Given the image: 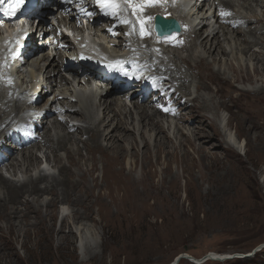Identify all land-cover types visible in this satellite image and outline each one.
Wrapping results in <instances>:
<instances>
[{
    "label": "bare ground",
    "instance_id": "bare-ground-1",
    "mask_svg": "<svg viewBox=\"0 0 264 264\" xmlns=\"http://www.w3.org/2000/svg\"><path fill=\"white\" fill-rule=\"evenodd\" d=\"M102 1L111 2L115 7L111 10L103 6L106 4ZM128 1L62 0L56 19L51 20L53 27L43 29L42 21L41 39L36 41L33 39L38 28L33 27L29 15L19 18L12 29L11 25L4 24V27L0 24V36L3 32L8 38H17L18 29L21 35L10 48L2 46L1 39L5 37H0V168L4 167L13 178L22 174L21 180L9 181L0 169L1 234L5 228L9 233H26L28 225L33 228L36 224L46 225L47 219L54 218L50 209H54L60 200L75 207L70 216L75 221V231L79 233V248L85 251L97 244V238L85 232V225L81 224L83 219L92 214H98L100 218L139 215L144 211L146 200L153 197L152 190L159 194L167 182L174 187L178 185L179 177L171 176L170 168V163L178 162V158L170 154L172 140L162 126L163 121L168 122L167 116L182 125L174 126L173 137H183L179 145L183 150L190 147L196 154H201L208 168L217 158L215 156L211 162V149L218 144L216 136L220 133V125L217 127V123L221 110L229 113L225 122L227 129L234 128L231 121L241 124L247 120L248 125L260 118L258 104L253 100L248 104L241 100L259 97L263 94L261 88L238 89L236 96L231 91L234 83L254 81L249 70L256 75L264 73L261 59H264V0H174L173 4L181 2L183 8H191V18L187 24L179 23L182 27L179 35L155 38L153 43L149 41V26L133 18L132 8L135 12L141 10L143 16L152 21L155 13H174L172 0ZM121 3L125 4L118 8ZM52 6H40L35 11V19L39 18L41 22L44 15L51 14L48 10ZM78 7L84 10L79 11ZM256 9H261L260 16ZM83 14L92 18L86 21L90 33L94 34L89 37L98 42L101 51L112 57V63L106 64L107 67L125 72L133 70L131 62L123 59V55L141 57V65L145 68L143 75L126 83L103 81V76L94 70L97 59L80 56L81 47L75 52L68 35L58 37L61 27H80ZM183 18L187 20L184 15ZM140 33L141 42L138 40ZM28 35L30 39L23 43V37ZM37 41L42 45L40 49ZM83 47L91 50L88 45ZM179 50L185 54L182 56ZM52 52H55L53 56ZM19 58H24L25 64L20 63L21 60L17 62ZM25 66L29 69L22 73L21 68ZM14 77L22 80L25 90L16 86ZM215 77L226 85L227 91L217 87L220 84H216ZM192 78L198 79V83L194 85ZM93 81H103L104 85L95 88ZM164 81H167L166 86H162ZM206 81L214 85L216 98L201 93L209 90ZM160 86L162 88L155 91ZM47 93L50 100L46 99ZM127 93L130 96L125 98ZM36 95L38 98H34ZM55 104L59 105L55 111L75 123L69 124L67 120L54 116L51 106ZM247 106L252 108L251 115ZM232 108L236 109V116L231 113ZM29 113L33 114L27 116ZM19 116L21 120L17 122ZM28 120L33 122L29 124ZM11 124L22 133H32L33 137L24 141L9 129ZM234 129L241 135L243 130L237 124ZM192 139L198 147L194 146ZM228 142L234 144L231 138ZM7 145L12 148L5 149ZM140 145L143 150L139 160ZM235 146L242 147L239 142ZM42 151L47 162L57 169L58 177L49 178L39 172L42 164L38 162L36 152ZM152 157L155 162H151ZM185 159L191 157L184 150L180 162ZM64 161L68 166L63 164ZM99 162L103 173L100 184L95 176ZM139 162L141 172L136 176ZM164 163L155 185L153 176L156 175L150 169ZM138 186H141L140 191ZM119 193L121 195L117 196ZM92 203L98 206L97 211L93 210ZM111 204L116 208L113 212L108 208ZM43 208L44 215L41 213ZM4 240L0 235L2 250Z\"/></svg>",
    "mask_w": 264,
    "mask_h": 264
},
{
    "label": "rangeland",
    "instance_id": "rangeland-1",
    "mask_svg": "<svg viewBox=\"0 0 264 264\" xmlns=\"http://www.w3.org/2000/svg\"><path fill=\"white\" fill-rule=\"evenodd\" d=\"M123 4L125 3H121L118 8H122ZM78 9L79 11L84 10L79 7ZM132 11L133 18L138 19L137 11L135 12L134 8ZM256 11V14L260 16L261 9H256ZM87 19L92 20L90 16L83 14L82 23H86ZM42 21L44 20H41V23ZM181 21L185 22L182 19ZM263 23L261 22V24ZM45 27L43 26V29ZM3 36L2 32L0 37ZM140 36L142 37L141 33L138 34V40ZM48 37L50 38L51 35ZM36 44L40 49L42 45L38 44V41ZM262 46L264 48V44ZM254 50L259 49L255 48ZM179 52L182 56L185 54L182 50ZM54 54L55 52H52V56ZM66 55L70 57L68 54ZM261 59L264 62L263 57ZM27 69L29 67H22V73ZM248 73L254 81L234 83L231 94L236 96L238 89L261 88L263 94L257 97L258 99L255 98L258 100L257 103L251 97L250 101L246 98L241 100L242 103L247 104L253 100L255 104H258L261 110L260 118L254 120L255 123L248 125L247 120L241 124L238 121H231L232 127L235 128L237 124L243 130L241 135H238L234 128L227 129L225 126V122L229 119V113L224 110L219 112L217 127L220 125L218 127L220 133L216 136L218 142L216 148L211 149V162L215 156L217 158L214 164L211 163V168L207 167V162L202 159L201 154H196L190 147H186L184 150L191 159L180 162L184 150L179 144L183 137L178 136L175 139L173 136L175 124L180 127L182 125H178L175 119L167 116L168 122L163 121L162 126L167 136L172 140L171 148H169V151L172 152L170 154L175 155V159L178 158V162L171 161L172 163H170L171 176L179 177L176 188L167 182L160 189L159 194L152 190L153 197L146 200L143 206L145 207L144 211L139 215H110V217L100 218L98 214H92V216L83 219L81 224L85 225V232L91 233L97 238V244L92 247L88 246L89 248L85 251L79 248V233L75 231V221L70 216L71 210L75 207L68 206L59 200L54 209H50L53 211V220L47 219L46 225L36 224L34 228L28 225L29 230L26 233L23 231L9 233L3 227L5 229L0 235H3V240H5L3 242L4 249H0V264H169L179 254L188 255L195 260L203 259L210 254L215 258V260L203 264H264V247L247 260L231 259L221 262L218 260L233 254L245 255L260 245H264V73L256 75L252 70H249ZM190 75L193 77L192 74ZM144 77L146 78V76ZM14 78L17 82L16 86L20 90H25L26 85L22 84V80L18 77ZM214 79L216 84H220L217 86L218 88L227 91L226 85L221 84L216 77ZM197 80L192 78V83L195 85L198 83ZM164 82L162 86H166L167 81ZM208 83L206 81V85L210 86L208 92L202 91L201 93L211 94L212 97H215L216 89L214 85ZM161 88L160 86L155 91ZM150 89L152 90V88ZM195 92L196 89H194V94H196ZM125 95V98H128L130 93ZM50 98L51 96L48 95L46 99L50 100ZM128 100L126 102H129ZM38 102L39 99L36 103ZM58 108L57 104L51 106L54 116L67 120L69 124L75 123L55 111ZM247 109L250 111L248 114L251 115L252 108L247 106ZM231 113L236 116V109L232 108ZM20 120L19 116L17 122ZM256 126L260 128L256 129ZM248 127H250V131H247ZM9 129H13L11 131L24 141L33 137L32 133H22V130L14 124H11ZM230 138L234 144L228 142ZM193 140L191 141L194 142ZM237 142L242 145L241 148L235 146ZM194 146L198 147L196 141ZM5 148L10 149L12 146L7 145ZM142 148L140 145L137 154L139 160ZM43 151L36 152L38 162L42 164L39 172L49 178L51 176L58 177L57 169L47 162L48 160L42 154ZM82 154L85 156L84 150H82ZM151 162H155L154 157ZM64 163L68 166L66 161ZM101 167L102 164L99 162L97 164L98 171L95 174L98 176L99 184L103 174ZM164 167L165 163L155 165L150 169L151 173L156 175V177L153 176L155 185L158 184ZM0 169L3 177L9 181L16 182L22 179V174L13 178L6 173L4 167ZM140 172L139 162L135 169V175H140ZM106 184L109 185V182ZM40 185L42 186V184ZM137 190L140 191L141 186H138ZM97 192L95 193L97 194ZM120 195L121 193L117 196ZM46 197L50 198L51 196ZM106 201L109 202V198H106ZM92 205L93 210L97 211L98 206L93 203ZM108 208L111 212L116 210L112 204ZM145 210L148 211L145 212ZM55 212L56 214H54ZM41 213L45 214L44 208L41 209ZM178 264L193 263L181 260Z\"/></svg>",
    "mask_w": 264,
    "mask_h": 264
},
{
    "label": "water",
    "instance_id": "water-1",
    "mask_svg": "<svg viewBox=\"0 0 264 264\" xmlns=\"http://www.w3.org/2000/svg\"><path fill=\"white\" fill-rule=\"evenodd\" d=\"M151 32L153 34V40H155V38H162V37H168L171 36L173 34H180L181 33V28L179 27V22L173 18L171 15H154L153 17V23H152V27H151ZM264 245H260L259 247H257L256 249H254L251 253H247L245 255H230L229 257H222L219 258L218 260L221 261H225V260H231V259H241V260H247L252 258L258 251L261 250V248H263ZM181 260H188L190 263L193 264H202L205 261H211V260H215V258H213L210 255H207L206 257H204L203 259H199V260H195L191 257H189L188 255H184V254H179L171 263L169 264H178Z\"/></svg>",
    "mask_w": 264,
    "mask_h": 264
},
{
    "label": "snow or ice",
    "instance_id": "snow-or-ice-1",
    "mask_svg": "<svg viewBox=\"0 0 264 264\" xmlns=\"http://www.w3.org/2000/svg\"><path fill=\"white\" fill-rule=\"evenodd\" d=\"M13 11H14V9H13ZM225 15H227V13H224Z\"/></svg>",
    "mask_w": 264,
    "mask_h": 264
}]
</instances>
